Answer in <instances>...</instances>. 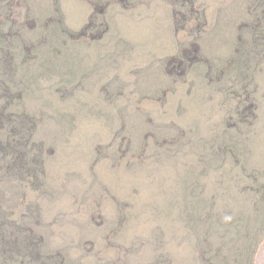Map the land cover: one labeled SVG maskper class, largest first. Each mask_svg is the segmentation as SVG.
I'll list each match as a JSON object with an SVG mask.
<instances>
[{"label":"rangeland","instance_id":"374dc122","mask_svg":"<svg viewBox=\"0 0 264 264\" xmlns=\"http://www.w3.org/2000/svg\"><path fill=\"white\" fill-rule=\"evenodd\" d=\"M3 220L0 264H264V0H0Z\"/></svg>","mask_w":264,"mask_h":264},{"label":"trees","instance_id":"16d2710c","mask_svg":"<svg viewBox=\"0 0 264 264\" xmlns=\"http://www.w3.org/2000/svg\"><path fill=\"white\" fill-rule=\"evenodd\" d=\"M20 141H17V140H9V141H6L4 143V148L9 150V153H13V157L12 159H15L17 158L19 161H20V158L19 157H24V150L20 147ZM25 161L24 158H22V163ZM15 167V165L13 166ZM5 221H1L0 222V254L2 256V261H5L6 260V257L7 255H10L11 253H14L13 251H15L17 248L16 244L19 243L18 242V239H19V234L15 231V232H10V230H6V226L7 225H2V223H4ZM7 232H10L9 235ZM31 239V238H30ZM33 240H35L33 238ZM32 240V241H33ZM31 242V240H29ZM28 241V243H29ZM32 245V244H31ZM34 246V245H33ZM34 249V250H33ZM33 249L31 250L28 249L27 247V253H31L33 256H37L39 258L42 257L41 255V251L38 250V248L35 246L33 247ZM17 252L19 253H23L22 250H21V247L17 250ZM38 258V259H39Z\"/></svg>","mask_w":264,"mask_h":264}]
</instances>
